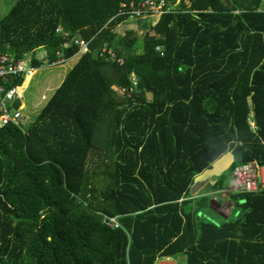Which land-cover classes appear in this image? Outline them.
Listing matches in <instances>:
<instances>
[{
    "label": "trees",
    "instance_id": "16d2710c",
    "mask_svg": "<svg viewBox=\"0 0 264 264\" xmlns=\"http://www.w3.org/2000/svg\"><path fill=\"white\" fill-rule=\"evenodd\" d=\"M131 1L16 0L0 15V50L31 68L78 56L26 132L0 127V264H264V184L233 194L232 218L192 195L228 151L213 192L235 165L264 167V0H168L155 24L120 15ZM104 46L124 64L99 57Z\"/></svg>",
    "mask_w": 264,
    "mask_h": 264
},
{
    "label": "built area",
    "instance_id": "2783aa9c",
    "mask_svg": "<svg viewBox=\"0 0 264 264\" xmlns=\"http://www.w3.org/2000/svg\"><path fill=\"white\" fill-rule=\"evenodd\" d=\"M171 7L168 0H132L129 3L123 2L120 7V15H148L154 20V24L158 21L161 14L170 11ZM57 31H61L58 28ZM75 44L79 47L78 55L83 54L89 50V41L83 38H76ZM160 50V48H159ZM99 57L123 65L124 57L111 47L104 46L100 52ZM31 56L25 58L15 59L7 53L0 50V127L7 125H15L21 128L24 132L27 131L30 124V118L23 112L22 106L17 107L16 103L21 98L20 88L23 86L14 85L9 86L12 78L18 75H24L33 70L30 66ZM66 61L63 52H57V59L50 62L45 59V64L48 66L62 65ZM25 81V80H24ZM131 81L134 87L138 85L135 74L131 75ZM22 91V90H21ZM23 92V91H22ZM119 94L121 96H132V89L126 86H121ZM264 184V167L257 161L253 160L248 163L235 165L231 171L229 186L225 189H220L212 193L213 200L220 201L222 197H227L229 194L240 192L257 191L261 185ZM103 222L110 227L119 228L121 223L117 216L103 215ZM155 264H176L173 256H160L157 258Z\"/></svg>",
    "mask_w": 264,
    "mask_h": 264
},
{
    "label": "rangeland",
    "instance_id": "374dc122",
    "mask_svg": "<svg viewBox=\"0 0 264 264\" xmlns=\"http://www.w3.org/2000/svg\"><path fill=\"white\" fill-rule=\"evenodd\" d=\"M15 1L16 0H7L4 3V7H1V3L4 1L0 0V15H5ZM120 29L121 31H125V27H121ZM137 44L138 50H141L143 48V38L141 36L139 37ZM39 54H42V50H39ZM77 57L78 56L75 55L72 58L67 59L62 65H44L37 68L35 75L32 77L26 88H20L21 98L19 100L22 102V110L30 118V122L35 119L37 114L44 107L48 99L55 91L57 85L63 79L65 72L69 70L72 64H74V62L77 60ZM57 74H59L58 77ZM230 175L231 172L229 171V174H227L223 179V186L225 189L229 186ZM211 186L212 184H207L202 191L210 193V191H212ZM221 201V209L225 214L229 215V218H232L239 212L237 200L233 197L232 193L226 198L222 197ZM238 201L241 202L240 199H238ZM205 211L206 215L216 222H220L222 219H224V216L219 215L212 210L206 209ZM173 260L176 262V264H187L186 256L184 254L175 255Z\"/></svg>",
    "mask_w": 264,
    "mask_h": 264
},
{
    "label": "water",
    "instance_id": "95a60500",
    "mask_svg": "<svg viewBox=\"0 0 264 264\" xmlns=\"http://www.w3.org/2000/svg\"><path fill=\"white\" fill-rule=\"evenodd\" d=\"M234 163L235 156L231 151L226 152L215 160L211 167L205 169L195 177L192 195H196V193L204 189L207 184L215 183L223 173L233 166Z\"/></svg>",
    "mask_w": 264,
    "mask_h": 264
},
{
    "label": "crops",
    "instance_id": "0c3cea01",
    "mask_svg": "<svg viewBox=\"0 0 264 264\" xmlns=\"http://www.w3.org/2000/svg\"><path fill=\"white\" fill-rule=\"evenodd\" d=\"M4 2H2L1 3V7H4V3L7 1V0H3ZM262 7L264 8V1H263V3H262ZM148 18H150V17H148ZM77 60H78V57H77ZM77 60L74 62V64H72L71 66H70V68H69V70L68 71H66L65 72V75H64V77H63V79L65 78V76L67 75V73L70 71V69H72V67L75 65V63L77 62ZM37 69V68H36ZM36 69H33V70H35L36 71ZM59 76V74H57V77ZM63 79L60 81V83L57 85V87L61 84V82L63 81ZM56 87V88H57ZM147 98L148 99H151L152 98V95L151 94H148L147 95ZM208 193V192H207ZM213 193V191H210V193H208V194H212Z\"/></svg>",
    "mask_w": 264,
    "mask_h": 264
}]
</instances>
